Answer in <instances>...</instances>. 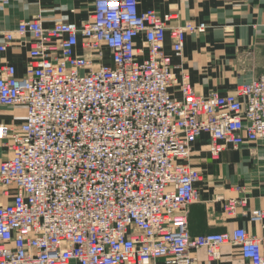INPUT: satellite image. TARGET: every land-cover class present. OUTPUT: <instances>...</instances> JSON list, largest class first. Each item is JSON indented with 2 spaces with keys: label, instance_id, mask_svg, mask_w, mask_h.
<instances>
[{
  "label": "built area",
  "instance_id": "built-area-1",
  "mask_svg": "<svg viewBox=\"0 0 264 264\" xmlns=\"http://www.w3.org/2000/svg\"><path fill=\"white\" fill-rule=\"evenodd\" d=\"M174 20L141 11L138 0H94L80 27H46L38 15L4 34L0 51L17 35L31 48L23 76L0 67L9 152L0 163V264H194L197 249L217 259L224 244L264 264V237L243 227L193 236L188 219L202 133L214 158L264 140V72L231 93H198L187 72L177 78L165 43L169 33L181 55L186 36L208 25ZM7 106H23L25 119L5 123ZM238 205L247 200L224 201L229 213ZM250 219L264 226V208Z\"/></svg>",
  "mask_w": 264,
  "mask_h": 264
},
{
  "label": "crops",
  "instance_id": "crops-1",
  "mask_svg": "<svg viewBox=\"0 0 264 264\" xmlns=\"http://www.w3.org/2000/svg\"><path fill=\"white\" fill-rule=\"evenodd\" d=\"M138 1L141 11L154 9L161 15H177L178 20L171 25L186 20L208 25L205 33L186 36L181 55L174 53L169 33L165 43L177 78L180 81L187 72L198 93H231L239 84L264 72V0ZM93 8L94 0L0 1V45L4 34L14 30L21 20L40 15L46 27L58 22L80 27L89 20ZM137 42L142 44L141 36ZM30 48L31 38L17 35L5 51H0V67L9 62L16 67L17 75L23 76ZM77 51L82 52L80 46ZM107 57L109 63V52ZM177 88L171 90L181 96ZM25 114L23 106H7L2 117L7 124H20ZM210 145V134L202 133L190 158V164L202 173L196 182L199 199L190 206V233H224L243 227L253 236L264 237V226L250 219L252 209L264 208V140L247 141L238 149L228 146L218 158L212 156ZM8 155L0 142V163ZM230 198L246 199L248 205H238L234 213H229L224 201ZM194 256V264H251L233 244H224L217 259H211L206 248L197 249Z\"/></svg>",
  "mask_w": 264,
  "mask_h": 264
}]
</instances>
